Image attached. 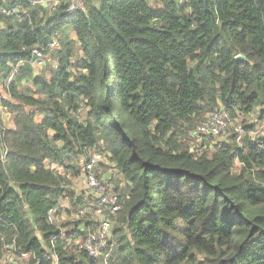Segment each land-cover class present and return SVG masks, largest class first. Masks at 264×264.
<instances>
[{"label":"trees","instance_id":"1","mask_svg":"<svg viewBox=\"0 0 264 264\" xmlns=\"http://www.w3.org/2000/svg\"><path fill=\"white\" fill-rule=\"evenodd\" d=\"M12 3L30 14L0 15V109L14 122L0 115V261L264 264V0ZM54 41L51 78L26 84L24 64L7 84ZM220 107L243 124L241 140L232 129L193 152L190 130ZM91 151L116 169L121 197L107 259L84 248L95 221L62 230L50 216L73 196L70 161Z\"/></svg>","mask_w":264,"mask_h":264},{"label":"built area","instance_id":"2","mask_svg":"<svg viewBox=\"0 0 264 264\" xmlns=\"http://www.w3.org/2000/svg\"><path fill=\"white\" fill-rule=\"evenodd\" d=\"M13 1L14 0H0L1 16L16 18L18 21H21L26 16H29L30 12L28 8L20 3L13 4ZM28 1L32 5L46 4L52 11H56L62 5V3L67 5L65 9L67 12H73L79 8H83L84 5V0ZM55 44L56 42L54 41L50 45L55 46ZM24 64H28L30 66L45 65V59L41 48L35 47L31 49L30 59H23L13 67L7 84H9L13 76L18 73L20 66ZM57 66L58 64H56L55 67ZM232 129L239 133L237 138L238 141L241 140L242 132L244 131L243 124H233L229 112L224 107L214 109L202 122L197 125L196 128L190 130L189 137L192 142L191 150L196 153H201L203 151L202 142L204 139L212 138L210 146L215 145L219 140L228 138L231 135ZM4 156L5 152H3L1 158H4ZM98 162V158L94 155L84 157L82 160L85 181L88 187L96 192V209L101 214V219L99 221H95L96 228L93 230H88L84 240V248L93 257L105 255V259H107L115 246V243L113 242L114 221L109 215L115 216L118 214L121 209V197L116 191V187L112 185L109 180H101L97 174V168H99L100 164ZM88 203L77 208V219H80L82 215L87 212V208L91 209L93 204L90 202ZM55 210L56 209L50 210L51 219L53 218Z\"/></svg>","mask_w":264,"mask_h":264},{"label":"rangeland","instance_id":"3","mask_svg":"<svg viewBox=\"0 0 264 264\" xmlns=\"http://www.w3.org/2000/svg\"><path fill=\"white\" fill-rule=\"evenodd\" d=\"M4 18V17H3ZM0 24H4L5 21H3L2 18H0ZM63 32L66 33L69 37H72L76 39V34L73 31L72 27H67L63 30ZM50 47V46H49ZM52 46L50 50L43 51V56L45 59V65H29V70L26 72L27 76L23 78L22 81H25L27 79L28 85L31 84L32 78L36 74H41L44 76H47L48 78L52 77V69L55 68L56 64H58L56 57L54 56V50L56 48H53ZM81 54V52H80ZM81 106H86L85 102L81 103ZM87 109L84 108L82 112H84ZM88 110V109H87ZM259 112L260 110H257V113L253 114L252 117L250 118H258L259 117ZM5 121L3 122L4 127H9L11 124V121H13V116L10 115L9 117L6 115L5 116ZM8 117V118H7ZM243 120V119H242ZM234 124V123H233ZM255 134L258 135H264V125L259 129L258 132H255ZM214 145L209 146L208 150L212 151L214 150ZM90 155H94L98 158L99 162V168H97V174L101 178V180H109L110 183L114 186L117 184V178L115 176V168H113L108 160L106 158L105 154H101L97 151H91L88 153V155H81L77 158H74L71 162L72 165L76 166V169L78 170V175H73V172L69 174V178L73 182L72 184V190H73V196L68 197V198H62V202H64L66 209L61 208L59 213H54L52 221L56 223L58 226L61 227L62 230L70 229L73 227V222L74 221H85L86 220H94V221H99L101 219V214L97 211L96 209V201H95V196L96 192L92 190L90 187H88L85 177L83 174V166H82V160L84 157H88ZM239 167V165H238ZM118 177V175H117ZM82 198L85 201V203L90 202L93 204V206L90 208H87V212H85L84 215L80 219H77V206H75V199ZM89 204V203H88ZM87 204V205H88ZM115 223V222H114ZM80 228L83 227V224L79 225ZM24 258H28V255H26ZM18 260L15 259L12 253H7L6 257L4 260L0 261V264H19L17 262Z\"/></svg>","mask_w":264,"mask_h":264},{"label":"crops","instance_id":"4","mask_svg":"<svg viewBox=\"0 0 264 264\" xmlns=\"http://www.w3.org/2000/svg\"><path fill=\"white\" fill-rule=\"evenodd\" d=\"M4 21V20H3ZM0 22H2V21H0ZM5 22H4V24H0V28H2V27H5ZM23 83H25V82H23ZM31 85V84H30ZM1 97V96H0ZM0 115H1V118L3 119V122L5 121V116L7 115L8 117L10 116V115H12L9 111H7V110H4L3 108H1L0 109ZM13 116V115H12ZM7 117V118H8ZM9 128H14V122L13 121H11V124H10V126H9ZM48 164H49V162H48ZM50 165V164H49ZM111 166H112V164H110ZM53 167H55V168H58V165H55V164H53L52 165ZM63 170H61V172H62ZM66 198H68V197H66ZM79 198V197H78ZM60 208L58 209V207H57V209L55 210V213H59L60 212V209L61 208H65L66 209V206H65V204H64V202H62V199H61V201H60V206H59Z\"/></svg>","mask_w":264,"mask_h":264},{"label":"water","instance_id":"5","mask_svg":"<svg viewBox=\"0 0 264 264\" xmlns=\"http://www.w3.org/2000/svg\"><path fill=\"white\" fill-rule=\"evenodd\" d=\"M236 58L241 59V60H248L247 57L245 55H242V54H239Z\"/></svg>","mask_w":264,"mask_h":264}]
</instances>
